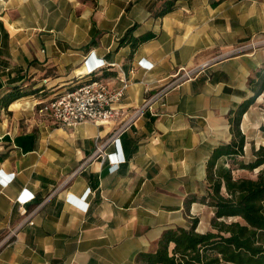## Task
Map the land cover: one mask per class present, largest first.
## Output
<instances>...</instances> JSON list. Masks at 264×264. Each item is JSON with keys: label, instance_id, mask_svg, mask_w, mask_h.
Segmentation results:
<instances>
[{"label": "crops", "instance_id": "crops-1", "mask_svg": "<svg viewBox=\"0 0 264 264\" xmlns=\"http://www.w3.org/2000/svg\"><path fill=\"white\" fill-rule=\"evenodd\" d=\"M164 1L0 0V103L23 94L0 104V170L14 174L0 182V264H139L166 230L193 218L195 231L210 230L207 161L231 141L230 111L254 95L264 68V47L250 50L264 42V0H174L159 15ZM128 30L134 46L120 44ZM90 55L106 66L87 75ZM182 70L194 72L119 145L108 141L147 92ZM90 78L127 85L124 115L59 127L38 114L36 104ZM251 107L239 122L245 153ZM115 151L124 161L112 171ZM228 165L220 157L216 171ZM87 189L86 212L66 200Z\"/></svg>", "mask_w": 264, "mask_h": 264}, {"label": "trees", "instance_id": "trees-1", "mask_svg": "<svg viewBox=\"0 0 264 264\" xmlns=\"http://www.w3.org/2000/svg\"><path fill=\"white\" fill-rule=\"evenodd\" d=\"M173 4L174 0H165L159 15L170 11ZM129 35L128 30L120 44L129 41L134 46L137 40ZM256 77L254 95L230 111L231 141L214 149L207 161L209 185L202 201L214 208L210 230L195 231L197 218L188 228L166 230L154 252L139 253V264H264V145L252 148L251 157L244 160L246 140L239 129L242 114L264 92V68ZM21 96L7 94L1 103L6 106ZM223 156L230 162L218 173L216 163ZM235 169L257 172L254 177H234ZM169 243L173 244L170 250Z\"/></svg>", "mask_w": 264, "mask_h": 264}, {"label": "built area", "instance_id": "built-area-1", "mask_svg": "<svg viewBox=\"0 0 264 264\" xmlns=\"http://www.w3.org/2000/svg\"><path fill=\"white\" fill-rule=\"evenodd\" d=\"M264 43V42H262ZM253 46V44H252ZM86 68L87 75L93 74L95 71L106 66L104 61L90 55L83 62ZM194 70H182V72L175 76L171 81L162 85L154 92H147V95L142 99L141 103L136 106L129 114L118 123L108 141L110 143L119 145L120 136L126 131L134 122L140 118L146 110L152 108L153 104L159 102L163 104V99L167 92L175 87L180 81L189 79ZM127 85L123 83L120 87H112L102 79L90 78L85 83L62 92L49 100L39 102L36 104L38 114L42 116H49L52 118L54 124L59 127H72L83 122H92L95 124L109 122L118 115H124L119 112L118 105L122 101ZM103 145L97 146L92 156L97 152H101ZM91 156V157H92ZM110 161V168L115 170L119 163L124 159L120 158L115 152L107 154ZM1 184H7L13 179L14 174L5 175L0 170ZM90 189L84 193L79 199H74L71 194H66V200L73 201L77 205L83 207L86 212L89 203L85 200ZM32 224V220H28Z\"/></svg>", "mask_w": 264, "mask_h": 264}, {"label": "rangeland", "instance_id": "rangeland-1", "mask_svg": "<svg viewBox=\"0 0 264 264\" xmlns=\"http://www.w3.org/2000/svg\"><path fill=\"white\" fill-rule=\"evenodd\" d=\"M264 47L262 39L254 41L253 46H250V50L259 49ZM247 51V50H246ZM264 93V92H262ZM260 94L255 98L251 107V115L249 118V128L243 129L247 135V141L252 143L251 149H257L260 145H264V94ZM29 100V99H26ZM32 103V101H30ZM250 145L247 146L244 160H248L251 157ZM230 162V160H228ZM257 169L249 171L246 169H235L232 171L234 177H254L256 175ZM210 216V211L207 210V213L204 214L202 221L206 223Z\"/></svg>", "mask_w": 264, "mask_h": 264}]
</instances>
